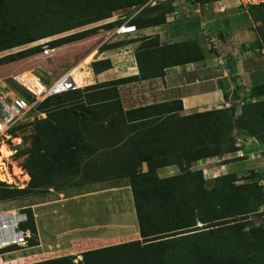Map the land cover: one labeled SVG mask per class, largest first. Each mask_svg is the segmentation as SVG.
Here are the masks:
<instances>
[{
    "label": "trees",
    "instance_id": "1",
    "mask_svg": "<svg viewBox=\"0 0 264 264\" xmlns=\"http://www.w3.org/2000/svg\"><path fill=\"white\" fill-rule=\"evenodd\" d=\"M198 1L206 5L217 0ZM147 2L0 0V52L108 19L123 9L142 8L128 22L138 28L162 24L166 14L175 10L171 3L145 6ZM249 9L254 21L260 22L258 32L264 44V2L251 4ZM98 28L55 39L50 45L55 48L88 37ZM120 44H104L101 49ZM38 50L31 47L6 55L0 58V64ZM137 58L142 69L140 77L148 78L162 75L168 66L202 60L204 53L194 40L161 45L154 37L139 47ZM110 66L109 60L92 63L96 73ZM128 80L132 79L91 85L48 98L40 106L48 112L47 118L37 121L35 135L42 144V153L29 151L45 161L48 153L63 146L76 157L72 149L80 147L82 154L76 164L84 163L85 175L92 181L127 179L141 238L86 251L79 262L65 256L32 264H264V221L258 224L251 218L264 215L263 188L251 179L243 182L234 173L216 177L208 188L207 172L193 169L196 163L238 150L235 136L240 133L235 128L234 115L240 114L236 117L243 126L261 131L264 83L254 86L250 94L263 99L244 104L241 113L233 105L186 115L181 113V100L125 110L116 86ZM61 97L66 98L64 104L55 103ZM240 160L224 158L225 163ZM167 166H178L180 172L160 177L158 169ZM31 216L32 226L30 216L28 226L37 236L32 210ZM38 244L37 240L33 245ZM13 249L18 248H7Z\"/></svg>",
    "mask_w": 264,
    "mask_h": 264
},
{
    "label": "crops",
    "instance_id": "2",
    "mask_svg": "<svg viewBox=\"0 0 264 264\" xmlns=\"http://www.w3.org/2000/svg\"><path fill=\"white\" fill-rule=\"evenodd\" d=\"M223 3L229 7L224 9L228 15L222 18L221 13L216 17L206 12L202 16L178 14L173 10L166 14L164 23L142 28L135 25L137 31L131 34H118L115 27L100 29L96 34L76 41L84 47L78 53L81 57L76 58L71 52L74 42L53 52L63 51V63H82L72 70L79 89L132 79L116 86L125 110L173 100L182 101L181 113L186 115L230 107L234 102L246 101L251 89L264 83V44L258 32L260 22L252 18L249 5L237 7L233 0H223ZM128 9L134 13L124 23L142 8ZM154 37L161 45L194 40L201 46L204 58L168 66L162 75L142 78L137 51L144 41L150 42ZM116 42L122 44L101 49L104 44ZM90 55L92 57H88ZM219 57L227 60L223 66L218 65ZM103 60H109L111 66L96 73L92 63ZM153 67L160 68V65ZM252 151L263 152L264 144ZM215 160L210 162L214 164ZM248 160L247 164V160L217 163L216 171L221 173L219 175H240L253 169L264 176V163L258 162L259 158ZM199 163L204 164V161ZM176 167L160 168L158 174L163 177V172H172ZM112 181H84L79 190L67 194L55 191L32 201L30 208L39 244L31 247L32 261L28 262L66 255L81 258V254L89 250L140 239L132 188L126 179L118 183Z\"/></svg>",
    "mask_w": 264,
    "mask_h": 264
},
{
    "label": "rangeland",
    "instance_id": "3",
    "mask_svg": "<svg viewBox=\"0 0 264 264\" xmlns=\"http://www.w3.org/2000/svg\"><path fill=\"white\" fill-rule=\"evenodd\" d=\"M233 1L235 2V5H237V7H245L244 6L245 4L247 6L248 5L250 6L251 4L255 3L251 1H256V3L264 2V0H233ZM227 7L229 6H226L223 3V0H217L211 4L204 5L201 15L203 16L204 13L206 12L209 13L211 16L213 15L218 16V13H221V18H222V16L226 15L225 12L226 10L224 11V9H228ZM133 11L134 10L131 9H123L114 12L113 16L108 19H104L88 25H83L69 31H65L53 36L39 39L37 41H34L32 43L23 46H18L0 52V58H1L6 55H10L27 48H31V47L39 48V50L33 55L17 56L13 60L12 59L7 60L0 64L1 89L2 88L10 89L12 87L13 89H18L24 93L25 92L24 89L16 85L15 82L13 81V76L19 72H33L41 76L42 79H44L48 83H52L55 79H57L58 77L62 76L67 72H72L73 68H76L79 64L82 63L79 61H71L68 63H63L62 62V59H64L63 51L59 50L58 54L53 52L55 49L63 45L52 48L50 42L55 39H59L61 37H65L81 31H86L95 27H100L96 29L95 31L96 33L100 29H108L111 25L112 28L115 27L117 28V26L121 25L122 23L128 20V17L132 13H134ZM191 14L193 13H190L189 15ZM110 21L112 22V24H107V25L104 24V23H109ZM82 39L72 41L74 43L72 44L73 47H71L72 49L71 52L73 55L76 56V58L81 57L80 54L78 53L84 49V47L80 46V43L79 42L77 43L76 41H80ZM72 42H68V43H72ZM48 71H52V73ZM247 98L248 99L246 101L234 102L233 104H231V106L234 105L235 108H237L238 113H241L242 106L244 104L263 99V97L259 99V97H254L251 95L248 96ZM65 99H66L65 97H61L60 99L55 101V103L64 104ZM45 101L40 103L35 108L36 111L34 112V116L30 120L13 128L9 132L8 136L6 135L0 136V162L3 163L2 166L4 168L3 170L0 171V196L2 197L0 199V210L22 209L23 211L28 212L30 216V226H32V216H31L32 209L30 208V204L32 201H34L35 199L40 200V197L48 195V193H54L55 191L60 192L62 194L65 193L67 194V192L69 191L79 190L81 188L80 187L81 184H83L84 181L87 182L92 181L91 178L85 175L86 170L84 169V163L76 164L78 163L77 160L82 154V150L80 149V147L77 149L75 148L72 149V151H75L76 157L71 155L70 150H65L64 146L62 147V149H59L57 152L48 153V158L45 161L39 160L37 158L39 154L37 156L34 154L38 152L42 153L40 149L42 144L38 142V139L35 135L38 130L37 121L40 119L47 118L48 115V112H43L40 108V106L44 104ZM49 103L50 102H48V104ZM46 106L47 104L45 105V107ZM49 108L50 107H48V109ZM239 115H234L235 121H237L235 123L236 124L235 128L237 129V132L245 136L247 135L256 136L257 139L262 144H264V126L260 127L261 131L254 132L250 128L243 126L242 122H240L236 117ZM2 147H5V151L2 150ZM30 149L34 151L33 154L29 151ZM6 152H9L11 154L8 157H6L5 156ZM263 155H264V151L257 154L256 158L257 159L259 158L258 162L260 161L264 163ZM224 158L230 159L232 158V156L224 155L223 157L215 160L216 163L213 162L214 164H212L208 160H205L204 164L200 165V163L199 164L196 163L195 166L193 167V169L203 168L205 171L207 170L206 175L208 178L206 185L208 188L212 186V184L215 181V178L220 176L219 174L221 173L216 171L217 169L216 166L217 163H219L220 165L226 164L224 162ZM240 158H242V160L244 161L247 160V162L245 161V164L248 163L249 161L248 159H253L251 156L240 157ZM58 168H61L62 172H55ZM143 169H144V165H143ZM179 172L180 170L178 169V167L174 168L172 172H168V170H166L165 172H163V177L172 176L178 174ZM31 173H33V175ZM60 173H62V175H59ZM234 174L237 175V177L242 178L243 182L247 181L248 179H251L252 181L258 183V185H260L264 191V176L261 173H256L253 169H249L248 171L241 173L240 175L237 173ZM121 180L122 179H117L115 181L113 180L112 182L118 183L121 182ZM126 181L129 182L127 179ZM25 188H27V190H22ZM261 210L264 211V206L261 208ZM251 218L254 221H256L258 224L261 221H264V215L261 216L252 215ZM33 237L35 238V239L33 238L34 242L29 244L25 248L13 249L11 251L5 249L0 251V264H32L49 259L65 257V256H58V257L46 258L37 261L33 260V262H28V261H32L30 259V254H31L30 249L32 246H34L33 244L37 242V236L34 234ZM66 256H73V255H66ZM73 257L75 259V262H79L83 260V254H81V258L78 256H73Z\"/></svg>",
    "mask_w": 264,
    "mask_h": 264
},
{
    "label": "built area",
    "instance_id": "4",
    "mask_svg": "<svg viewBox=\"0 0 264 264\" xmlns=\"http://www.w3.org/2000/svg\"><path fill=\"white\" fill-rule=\"evenodd\" d=\"M251 2L256 3V1ZM161 3H171L178 14L201 15L204 7L198 0H148L145 6H156ZM136 31V26L130 25L128 22L116 28L118 34H131ZM226 62L225 58H218L219 66H223ZM24 73L26 72H19L13 76V81L24 89V93L12 87L10 89L5 87V89H1L0 87V136H8L13 128L30 120L34 116L35 108L48 98L80 88L72 72L63 74L52 83L46 82L33 72H28L30 73L29 77L24 76ZM235 144L238 150L230 156H251L252 158H256L260 153L252 151V149L263 145L256 136L241 134L235 136ZM28 222V213L22 209L0 210V249L27 247L33 238V232L28 226Z\"/></svg>",
    "mask_w": 264,
    "mask_h": 264
},
{
    "label": "bare ground",
    "instance_id": "5",
    "mask_svg": "<svg viewBox=\"0 0 264 264\" xmlns=\"http://www.w3.org/2000/svg\"><path fill=\"white\" fill-rule=\"evenodd\" d=\"M29 76H30V74L28 75V77H29ZM2 150L5 151V147H2ZM7 151H8V150H7ZM10 154H11V153L6 152V155H5V156L8 157ZM2 164H3V163L0 162V171L4 169L3 166H2Z\"/></svg>",
    "mask_w": 264,
    "mask_h": 264
}]
</instances>
